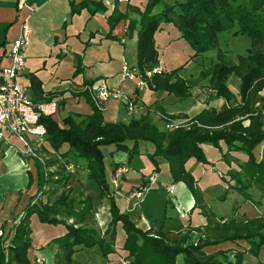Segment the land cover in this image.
Returning <instances> with one entry per match:
<instances>
[{
  "label": "trees",
  "instance_id": "trees-1",
  "mask_svg": "<svg viewBox=\"0 0 264 264\" xmlns=\"http://www.w3.org/2000/svg\"><path fill=\"white\" fill-rule=\"evenodd\" d=\"M113 1L106 22L112 29L122 19L125 21V35L135 32V68L139 73L158 63L153 34L161 25L169 23L177 30L178 37L189 45L193 56L215 51V61L200 73L208 70V88L225 104L217 110L207 107L199 110L190 117L186 129L178 127L166 132L160 130L147 113L130 118L126 123L105 121L101 110L82 87L93 84L92 79H83L82 86L70 88L71 94L84 97L90 112L68 113L60 119V124L50 115L39 116L38 122L44 127L40 150L49 155L57 154L60 161L53 164L54 170L48 172L46 178L43 165L33 160L36 192L43 196L45 190L42 185L49 181L53 198L36 200V193L28 198L10 230L0 235V264H30L27 249L32 246L29 227L32 215L40 223L63 226V233L49 240L56 248L53 259L61 264H72V253L82 247L96 245L101 256L113 252L118 226L123 232L120 249L131 264H177L178 255L181 256V264H242L243 253L256 256L264 248V214L246 217L236 212L235 203L229 217H217L205 204L184 163L189 158L208 163L201 144L219 149L222 143L226 150L221 152L220 159L227 165L235 162L238 169L229 168L221 179L232 181L227 187L236 190L243 200L253 205L264 199V157L255 159L252 153L258 143L264 142V95L261 93L264 88V0H177L172 3L143 0L138 4L127 2L123 12L117 9V0ZM81 9L92 15L96 11H104L105 6L103 0L69 3L70 15ZM129 13H134L137 18L129 17ZM225 32L248 38V46L242 54H237L235 61L229 60L219 47L218 36ZM73 64V75H76L82 69L78 54L74 55ZM178 70L179 67L153 74L146 87L185 99L190 95L191 83L179 77ZM230 75L239 80L236 92L227 86ZM38 85L37 80L31 79L33 88ZM126 140L132 142L130 147L125 145ZM138 141L152 144L153 150L146 156L153 171L159 169L158 156L166 161L171 182L185 185L205 219L204 225L187 227L178 233L177 238H171L160 230L138 228L126 213L118 210L105 179L102 147L113 145L116 150L126 152L129 161L137 153ZM229 151H238L246 159L239 161L231 157ZM67 164H71L73 169H84L86 179L93 181L98 188L97 198L109 199V220L103 231L95 226L91 197L82 191L72 196L69 194ZM112 166L119 167V164L113 163ZM29 181L28 176L27 183ZM248 189L255 192L257 199ZM223 198L224 192L218 195V199ZM192 230L199 231L201 235L194 243H186ZM223 243L232 246H223ZM210 247L214 249L210 251ZM228 252H231L230 256Z\"/></svg>",
  "mask_w": 264,
  "mask_h": 264
},
{
  "label": "crops",
  "instance_id": "crops-1",
  "mask_svg": "<svg viewBox=\"0 0 264 264\" xmlns=\"http://www.w3.org/2000/svg\"><path fill=\"white\" fill-rule=\"evenodd\" d=\"M78 2L80 0H0V46L7 50L11 41L19 34V28L22 22L26 23L28 27V42L25 46V68L21 80L27 86V94L32 102H47L49 100L57 101V109L50 114L58 124L60 119L68 113L86 114L90 112V106L85 101L83 96L73 95L70 88H78L83 79H92L94 84H104L107 87H118L124 93L132 96L135 100V107L131 114H127L122 105L113 99L105 102L104 108L101 110L103 119L105 121H120L128 122L130 118H137L147 113L157 126L160 123L156 122L159 117L153 112V105L157 104L162 107L166 113L169 114H184L189 117L195 114L198 110H193L195 105L192 104L194 94L191 93L185 99H178L173 94H168L165 91L149 90V100H145V93L142 91H134V80L122 79L120 77L121 68L128 62H123V51L127 47L129 49L130 61L128 68L135 69V53H136V35L132 32L129 36L125 35V21L119 20L112 29H109L106 22V15L111 11L114 1L103 0L105 10L96 11L92 15H88L86 9H81L77 14H69V3ZM143 0H117L116 7L120 12L125 10L126 3L138 4ZM164 2H167L164 0ZM129 17L137 18L134 13H129ZM171 24H163L161 28L154 33H161L170 30ZM175 30V31H174ZM172 36L167 38V45L176 41L183 43V39L178 37V32L174 28ZM157 35V34H156ZM186 43V42H185ZM187 44V43H186ZM157 52L158 45L155 43ZM78 54L81 59L82 69L76 75H73L74 64L73 57ZM193 51L186 48V55L190 60L195 62L199 55L193 56ZM160 56V55H159ZM163 57V55H162ZM120 60L121 65L119 69L115 67V61ZM160 60V58H159ZM163 64L159 63L162 70L175 68L169 67L166 69L164 64L167 62L162 58ZM179 64V63H178ZM177 66V65H176ZM31 79L38 81L39 85L36 88L31 86ZM191 81L190 78H185ZM236 89H232L235 91ZM210 92V90L208 89ZM40 92V95L39 93ZM264 95V88L261 90ZM49 95V96H48ZM205 96V95H204ZM49 97V99H47ZM204 97L203 99H205ZM207 107L219 109L225 102L221 98H206ZM185 101L182 107H176L178 103ZM264 107V99L262 101ZM148 108V109H147ZM146 110L148 112H146ZM159 121V120H158ZM160 122V121H159ZM5 137V136H4ZM125 145L130 147L131 141H124ZM10 142H6L4 138L0 139V224L5 235L11 228L12 224L19 218L22 208L26 204L28 198L36 193L37 181L35 178V168L33 160L26 159V165L19 167V163L14 162V158L5 157L12 147ZM202 150L208 163H200L192 158H189L184 163V168L192 175L195 180V185L200 190L205 204L214 212V214L222 219L229 217L232 214V205L237 204L236 212L244 214L246 217L258 216L261 212L264 213V199L259 200L258 205H253L249 201L243 200L242 196L234 189L227 187L232 181H223L221 176L229 168L237 169L235 162L231 161L229 165L220 159L221 152H224L226 147L220 143V148H215L208 144H201ZM153 146L147 141H138L137 153L134 154L128 161L126 152L116 150L113 145H106L102 147L103 158L107 155L105 163V171L110 175L114 169L113 163L124 166L127 171L120 175V180L128 184V187L122 195H118L117 200L122 208L118 206L119 211L126 212L131 221L138 228L145 230L151 228L152 230H160L166 232L171 238H177L178 233L185 228L200 227L205 223L203 216L199 213V208L194 204L193 197L182 182L177 183H162L160 184L161 194H169L172 196L171 202L162 200L163 205H170L178 210H181L178 222L172 224L174 214L168 212L160 217L153 214L151 211L141 209L140 212H133V208L123 210L124 201H126V193L133 187H137L146 181L149 175V168L152 170L153 166L146 154L151 153ZM119 151L121 154H116ZM7 152V153H6ZM19 156L22 154L17 151ZM6 153V154H5ZM255 159L264 157V142L258 143L252 150ZM231 157L239 161H244L246 156L238 151H229ZM143 157V158H142ZM115 158V160L113 159ZM142 159H146L147 163L143 164ZM158 165H167L166 161L158 156ZM211 164V168L205 166ZM147 168V169H146ZM13 172V173H12ZM153 172V171H152ZM79 173V174H78ZM130 174V175H128ZM136 174V176H135ZM28 176L30 178L28 182ZM13 177V182L8 184V179ZM227 178V177H226ZM91 180L85 178V172L82 170H75L70 172L67 185L72 188L80 184L86 185ZM143 182V183H141ZM157 182V181H156ZM21 184L19 189L13 185ZM80 185V186H81ZM172 186V191H166L165 187ZM119 188V187H117ZM82 189V186H81ZM86 194H89L86 187L84 188ZM252 197L257 199V195L252 189H248ZM224 192V198L218 199V195ZM92 198V197H91ZM104 198L97 199L96 202L101 204ZM92 201L94 215L97 217L101 213L102 219L105 218L102 212L108 216L107 206L104 202L101 205H96ZM126 205V204H125ZM139 208V206L137 207ZM132 210V211H131ZM193 212V213H192ZM109 217V216H108ZM36 220L35 216H31L29 220L30 237L32 236L33 222ZM99 222L102 223V220ZM60 225L61 224H55ZM36 229H39L37 227ZM38 233L36 238H32V246L27 249V257L29 260L34 255L42 256L44 264H61L55 262L53 255L55 254V244L49 243V240L57 235L63 233L62 231L55 233V235H44L41 230H36ZM200 232L192 230L188 233L186 243H194ZM36 239V241H35ZM121 240L119 243H114V251L108 253L106 256H101L96 245L92 247H82L74 251L71 255L73 258L72 264H131L128 259L123 257V251L120 249ZM210 251L212 249H209ZM85 251V252H83ZM85 253L79 259H76V254ZM34 254V255H33ZM247 254V253H246ZM245 258V261L253 264H264V249L260 250L257 256H250ZM243 258V261H244Z\"/></svg>",
  "mask_w": 264,
  "mask_h": 264
},
{
  "label": "rangeland",
  "instance_id": "rangeland-1",
  "mask_svg": "<svg viewBox=\"0 0 264 264\" xmlns=\"http://www.w3.org/2000/svg\"><path fill=\"white\" fill-rule=\"evenodd\" d=\"M166 1L169 2V3H172V2L177 1V0H166ZM75 14H77V13H74V15ZM170 28H171L170 30H172V31L174 30L173 26H171ZM172 31L168 30L166 32L164 31V32H161V33H154L153 34L154 43H156L158 45V47H159V51L157 52V62L160 61L159 63L162 66L163 62H162L161 59L163 58L167 62V64L166 63L164 64V67L166 69H168L169 67H173V66H175V68L179 67V70L177 71L178 76L183 78V79L184 78H190V80H191L190 81V83H191V87H190L191 93H193L194 96H195V97H193L194 100H193L192 104L195 105L196 108H194L193 110L194 111L195 110L199 111V110L207 107L206 98H215L213 96V91H211L208 88V85H207V80L206 79L209 76L207 74L208 70L200 73L201 70L205 69L206 67L211 66L212 63L215 61V51L211 50V51H207V52H204L202 54H199V57H198V59L195 62H192L190 60V62L188 63V61H189L188 59H190V57L186 55V48L189 45L186 44L185 41H182L183 43H178V42L174 41V42L170 43V45H167V38H170L172 36V33H171ZM218 38H219V47L222 50L225 51L226 57L229 60H232V61H235V58H236L237 54H242L245 51L246 47L248 46V38L246 36H244V35H231L230 33H226L225 32V33L220 34L218 36ZM263 49H264V46H263ZM162 55H163V57H162ZM123 57L126 58V60L123 58V62L124 61L128 62V64H126L124 62L126 67H129L128 66L129 64H133V61L131 62L129 60L130 59V55H129V49L127 47L123 51ZM159 58H160V60H159ZM114 64H115V67H117V69H119V67L121 65V61L120 60H116ZM172 69H174V68H172ZM168 70H171V69H168ZM226 82H227L228 88L231 91H232V89H236L233 92L237 91L238 84H239V80H238L237 77H234L233 75H230ZM208 89L210 90V92L208 91ZM149 90H151V89H149L148 87H144V89H143V93H145V100L146 101L149 100V93H150ZM204 97H206V98L203 99ZM184 103H185V101H183L181 103H178L176 105V107H182ZM207 108H209V107H207ZM152 109H153V112L156 113V115L159 117L158 120L160 121V122L158 120L156 121V122L160 123L159 126H157L154 122L153 123L160 130L169 132V131H172L175 128H178V127L186 129V128H188V126L190 124V121H191L190 117L192 115L187 117L184 114H169V113H166L165 110L162 107H160L159 105H157V104H154ZM170 122L174 123L175 127L173 129H167L165 127V125L167 123H170ZM4 136H5L4 139L6 140V142H10L11 144H13V145H11L12 147L8 150L9 153H8V155L5 158L8 160V159H10V156H11V157L14 158V162H10V163H15V164L19 163L20 165L17 164L19 167H21V165L25 166L27 164L26 163L27 156L23 153L22 145L19 142V140L17 138H15L14 136L6 133V132H4ZM18 150L22 154V156L18 155V152H17ZM40 154H41V158L43 159V162H44V164H43V172L45 174V177L48 178V176H47L48 172H52L54 170V165L53 164L58 162V161H60V159L58 158L57 154H50L49 155L47 153H43L42 151L40 152ZM116 154H121V153L119 151H117ZM104 155L106 156L104 158V161L106 162L108 157H107L105 152H104ZM113 159L115 160V158H113ZM142 162H143V164L147 163L146 159H142ZM79 164H82V161L79 162ZM205 166L211 168V164H208V165H205ZM73 168L74 167L71 164H67L66 165V170H68L69 173L70 172L74 173L75 170H80V173H81L82 170L85 172V170L80 168V167L78 169H73ZM152 171L153 170H151L150 168H149L148 171L146 170V172H149V173H152ZM153 174H154V183H151V184L146 183L147 191L145 192L144 196L142 197V199L139 202V208H134L133 212L138 213V212L141 211V209H144L146 211H151L153 214H155L158 217H160V216H162L164 214H168V212H171V213L174 214V219L171 222H172V224H176L178 222L179 215L181 214V210H178L175 207H171L170 205H163L162 204V200L167 201V203L169 204L171 202V200H172V196L169 195V194H163L162 195L161 194L162 192L160 191L161 190L160 184H162V183H170L171 182V177L169 175L167 165H160L159 169L157 171H153ZM128 175H130V174H128ZM111 176H112V174L110 175L107 171H105V179H106V182L108 184L109 190H110L111 194L113 195L115 205L117 206V208H118V206L120 208H122L120 206L118 200H117V198H119L117 196L118 195L120 196V195H122L124 193V191L128 187V184L124 183L123 182L124 180H120V178H121L120 176H117L116 177V180H117L116 186H115V188H113L112 185L110 184ZM135 176H136V174H135ZM6 182H8V184L12 183L13 182V177H11V179H8ZM141 183H143V182H141ZM171 183H177V182H171ZM13 185L17 186L18 187L17 189H19V187L21 186V184H19V183L18 184L14 183ZM80 185L79 186H75L72 189H71L70 186L67 185L69 190H70L69 194L71 196L72 195H76L79 191H82L83 193L86 194V192L84 191V188L86 187L87 191H89V194H90L89 196L92 197L91 198L92 201L94 200L96 202L97 199H100V198H97L98 188H97L96 184L93 181L88 182L86 185L82 184L81 185L82 189H81ZM42 186H43V188L45 190V193H43V196H42L41 193H37V192H36L35 196H34V194L32 196H34V198H36V200H38V198L41 199V200H46V199L50 200V199H52L53 195L50 194V189H49V188H51V182L46 181ZM117 187H119V188H117ZM104 199L105 200L102 201V203L104 202L105 203L104 205L107 206V208H108L109 199H107V198H104ZM36 200L34 199V201H36ZM101 204H98L96 202V205H101ZM124 207H125V210L126 209L128 210V208L130 207V203H125V201H124L123 210H124ZM118 210H120V209L118 208ZM120 212H124V211H120ZM124 213H126V212H124ZM261 214H264V213L261 212L259 215H261ZM102 215L105 216L104 219H102L101 213H99L97 215V217L94 215L95 226L100 231L104 230V228L106 226V223L109 220V217H108L109 214L107 216V215H105L102 212ZM128 217L130 219L129 215H128ZM100 220H102V223L99 222ZM67 222H70V220H67ZM0 224H2V223H0ZM37 227H39V229L41 230V233H43L44 235H47L48 233H51L50 235H55V233L57 234V233H59V231L60 232L62 231V226H60V225L45 224V223H40L37 220H35L33 222V230H32V236H31L32 238L33 237L36 238V235L38 233L36 230L39 231V229H36ZM0 230H1L2 234H3L4 232L2 230L1 225H0ZM115 234H116L115 242L119 243L120 240H122V238H123V232H122L120 226L116 227V233ZM200 235H201V233H200ZM32 238H31V243H32ZM35 241H36V239H35ZM226 244H229V243H223V246H225ZM226 246H232V245H226ZM209 249L213 250L214 247H210ZM263 249H260V250H263ZM83 252H85V251H83ZM85 253H80V254L78 253V254H76L75 258L79 259ZM246 253H243V255H242V264H253L252 262L251 263L250 262L247 263V261H245L244 256L246 258H249L250 260H252L251 257L247 256V255H250V256H252V255L249 254V253H247V254ZM228 255L230 256L231 252H228ZM38 257L41 258L42 256L38 255ZM243 258H244V261H243ZM41 259H43V258H41ZM72 260H73V258H72ZM29 261L31 262V260H29ZM176 263L177 264H181V256L180 255L177 256ZM258 264H260V263H258Z\"/></svg>",
  "mask_w": 264,
  "mask_h": 264
},
{
  "label": "built area",
  "instance_id": "built-area-1",
  "mask_svg": "<svg viewBox=\"0 0 264 264\" xmlns=\"http://www.w3.org/2000/svg\"><path fill=\"white\" fill-rule=\"evenodd\" d=\"M28 42V27L22 22L18 36L11 41L7 50L0 46V139L4 138V132L14 136L22 145L23 153L32 160L44 164L41 158V145L44 139V127L38 122L40 115H50L57 109V101L32 102L27 94V86L20 80L25 68L24 50ZM162 68L159 63L150 69L139 73L137 69L122 66L120 77L134 80V91H142L146 83L155 73H160ZM80 83L79 85H81ZM82 86V85H81ZM84 87L93 104L100 110L104 108L107 100H117L127 114L135 107L134 98L124 93L118 87H107L104 84H91ZM167 129H173L174 123L165 125ZM127 168L119 166L114 169L110 178L113 188L116 186V177L126 172ZM146 183H154L153 172L147 175L146 181L133 187L126 193V201L131 208H137L139 202L147 191ZM171 192L172 186L165 187ZM0 235L2 234L0 230ZM34 255V254H33ZM30 264H44L43 260L34 255Z\"/></svg>",
  "mask_w": 264,
  "mask_h": 264
}]
</instances>
